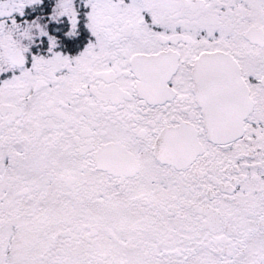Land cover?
<instances>
[{
  "label": "snow or ice",
  "instance_id": "snow-or-ice-1",
  "mask_svg": "<svg viewBox=\"0 0 264 264\" xmlns=\"http://www.w3.org/2000/svg\"><path fill=\"white\" fill-rule=\"evenodd\" d=\"M0 264H264V0H0Z\"/></svg>",
  "mask_w": 264,
  "mask_h": 264
}]
</instances>
